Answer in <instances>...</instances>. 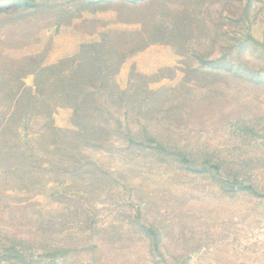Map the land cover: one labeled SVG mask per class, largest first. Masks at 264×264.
I'll return each mask as SVG.
<instances>
[{
    "label": "rangeland",
    "instance_id": "374dc122",
    "mask_svg": "<svg viewBox=\"0 0 264 264\" xmlns=\"http://www.w3.org/2000/svg\"><path fill=\"white\" fill-rule=\"evenodd\" d=\"M0 264H264V0H0Z\"/></svg>",
    "mask_w": 264,
    "mask_h": 264
},
{
    "label": "trees",
    "instance_id": "16d2710c",
    "mask_svg": "<svg viewBox=\"0 0 264 264\" xmlns=\"http://www.w3.org/2000/svg\"><path fill=\"white\" fill-rule=\"evenodd\" d=\"M120 34L119 33H114V34H112V36H110L109 37V40L111 39V37L112 38H118L117 36H119ZM104 43L105 42H102L101 44L100 43H98V44H91V45H85L84 47H83V49H82V52L83 51H92V52H96L98 49H100L101 50V48L103 49L104 47H105V45H104ZM78 62L75 64V69L73 70V72L75 73V75H76V73H77V71L81 68V67H83V62H81V60H77ZM96 63V62H95ZM103 63H104V61H103V59H98L97 60V64L98 65H100L101 66V68H103ZM96 67H94V69H95ZM46 69V68H45ZM45 69H44V71H45ZM47 69H49V70H53L52 69V67H49V68H47ZM99 69V68H98ZM98 69H97V71H93L92 70V65L91 64H89L88 65V67L86 68V69H84L83 70V74H84V79L86 78V79H88V80H90L91 78H97V76H98V74H99V72H98ZM74 74H73V76H75ZM69 98H70V96H69ZM73 98H75V96H73ZM73 110V113H74V115L76 116V117H84V110L83 109H72ZM51 131H56V133H59V134H61V132L62 131H60V130H56V129H52Z\"/></svg>",
    "mask_w": 264,
    "mask_h": 264
}]
</instances>
